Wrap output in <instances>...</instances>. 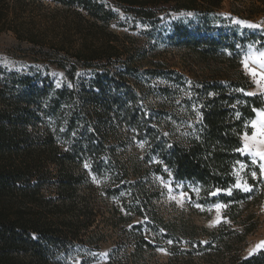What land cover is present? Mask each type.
I'll list each match as a JSON object with an SVG mask.
<instances>
[{
	"label": "trees",
	"instance_id": "1",
	"mask_svg": "<svg viewBox=\"0 0 264 264\" xmlns=\"http://www.w3.org/2000/svg\"><path fill=\"white\" fill-rule=\"evenodd\" d=\"M52 1L59 6L52 8L42 0H0V35L13 33L19 42L31 45L35 55L65 70L71 80L79 68L94 71L88 91L86 85L81 94L62 88L56 90L53 100L55 106L61 102L71 106L68 134L80 122L93 129L85 138L87 151L82 142L63 151L57 143L58 136L49 127L44 132L38 127L43 122L41 100L48 96L49 88L37 86L28 75H0V264H75L72 255H76L74 261L80 254L86 255L77 250L79 233L82 226L94 222L81 221L82 214L62 220L59 205L43 204L47 199L42 189L57 184L61 190L58 199L73 197L66 196L67 191L82 180L66 171L64 164L76 162L82 154L101 156L104 140L97 141L95 136L97 132L101 134L103 125L115 119L134 127L149 140L150 151L162 160L158 167L163 164L176 180L198 185L208 202L236 204L247 198L249 194L240 189L230 195L217 192L235 184L233 169L238 162L249 161L237 149L244 146L243 135L252 133L251 122L264 109V101L257 94L246 95L252 82L238 70L242 55L237 46H245L250 38L255 42L258 38L264 40L263 33H251L243 39L219 32L230 24L218 14L224 0H113L117 9L152 26L160 23L165 13L195 15L202 22L197 26L198 35L186 38L187 45L199 48L201 56L227 59L235 69L234 75L226 73L231 77L186 83L199 108L201 125L198 136L184 145L160 134L152 126L140 94L123 79L122 72L112 73V68L122 66L129 72L132 62L122 59L124 51L114 44L118 37L105 28L115 18L112 9L95 0ZM217 22L224 25L216 26ZM83 25L89 30H84ZM78 100L84 105L81 109L77 108ZM51 162L61 167L58 174L47 168ZM126 176L119 173L115 177L120 182ZM250 185L255 186L252 179ZM235 204L227 210L232 221L239 219L234 214ZM135 212L141 217L147 215L141 208ZM158 222L161 228H167L163 220ZM217 234L220 239L225 234H236L238 243L244 239L234 231L221 230ZM231 259L232 264H264V250L246 259ZM80 262L91 264L88 257Z\"/></svg>",
	"mask_w": 264,
	"mask_h": 264
},
{
	"label": "rangeland",
	"instance_id": "2",
	"mask_svg": "<svg viewBox=\"0 0 264 264\" xmlns=\"http://www.w3.org/2000/svg\"><path fill=\"white\" fill-rule=\"evenodd\" d=\"M42 1L52 8L59 6L52 0ZM95 1L115 13V18L105 28L118 37L114 44L124 51L122 59H132L129 72L122 66L112 68V73L122 72L123 79L140 94L152 118L151 124L160 134L187 145L198 136L201 125V114L187 89L188 82L231 77L226 73L234 75L235 69L227 59L201 56L197 52L199 48L187 45L186 38L197 36V26L202 22L191 13H165L162 21L152 26L117 9L113 0ZM261 11H264L262 0H224L218 14L230 24L219 32L243 39L251 33L262 32L264 35V13ZM249 24L259 27H249ZM217 25L224 24L217 22ZM83 29L89 30V27L83 25ZM253 40L250 38L245 46H237L242 55L238 70L252 82L250 93L260 95L264 101V86L256 82L259 77L254 78L246 72L242 63L251 57L249 65L257 71H264L255 62L264 52V40ZM34 53L31 45L19 42L13 33L0 35V75H28L37 86H47L48 96L41 100L43 122L38 124L40 131L49 127L58 136L57 143L63 151L80 142L87 151L85 138L93 128L80 122L76 130L68 134L71 106L64 102L55 106L53 100L57 97L56 90L62 88L81 94L86 85L88 91L94 71L79 68L71 80L57 64ZM77 104L79 109L84 107L79 100ZM258 112L252 120L257 121V129ZM254 131L257 130L252 128V133L247 134L250 146ZM95 138L104 140L101 156L91 158L82 154L76 162L66 161L64 164L66 171L82 180L65 192L66 196L73 197L58 199L61 190L57 184L42 189L47 199L43 204L49 207L59 205L62 220L76 219L82 214L81 221L94 222L81 227L77 250L86 255L80 254L76 261V255H72L71 261L75 264L87 257L91 264H232L231 257L246 259L264 250V247H257L264 241V177L259 172L261 162L258 158L254 164L252 157L245 153L249 161L238 162L233 169L236 182L229 188L231 194L240 189L235 187L238 180L248 185L251 179L255 182V186L251 185V192L240 189L249 194L247 198L236 204L211 203L198 185L176 180L163 164L158 167L162 160L150 151L149 140L134 127L115 119L103 125L101 134L97 132ZM47 168L54 174L61 170L52 162ZM253 171L257 173L255 179L251 175ZM119 173L127 174L120 182L115 177ZM118 188L121 189L119 192ZM229 189L217 193L228 194ZM217 204L224 207L217 209ZM233 204L236 205L234 214L239 216L237 221L227 216L228 207ZM140 208L147 214L145 217L136 214ZM159 219L167 228L159 226ZM221 230L237 232L244 235V239L238 243L236 234H225L220 239L217 232Z\"/></svg>",
	"mask_w": 264,
	"mask_h": 264
},
{
	"label": "snow or ice",
	"instance_id": "3",
	"mask_svg": "<svg viewBox=\"0 0 264 264\" xmlns=\"http://www.w3.org/2000/svg\"><path fill=\"white\" fill-rule=\"evenodd\" d=\"M246 23V22H244ZM249 27H259V25H248ZM249 59L251 57L246 58L244 61H242L244 68L246 72H248L251 76L254 78L259 77V79L256 81L257 83H261L262 86H264V71H257L255 68L251 67L249 65ZM255 62L259 64L260 69L264 70V52H261L259 54V57L255 59ZM240 91H243L240 89ZM246 95H255V93H246ZM258 115L260 117L259 120V128L257 129V121H252L251 126L253 129H256L257 131H254L252 134V144L249 145V136L245 134L244 136V146L240 149H237V151H240L242 154L247 153L252 157V163L257 162V158L261 162L259 164V172L262 177H264V110H259ZM258 133V138H257ZM87 167V165H85ZM244 165H241V168H243ZM252 177L255 179L257 178V173L253 171L251 173ZM235 187L240 188L244 192H251L252 186L248 185L247 182L241 183L239 180L237 181ZM216 193H213L215 195ZM228 194H231V190H228ZM183 196L184 193H181ZM217 209L224 207L223 205H216ZM219 222V221H217ZM171 243V241H169ZM258 248L264 247V241L261 242L260 245L257 246ZM106 255V254H102Z\"/></svg>",
	"mask_w": 264,
	"mask_h": 264
}]
</instances>
